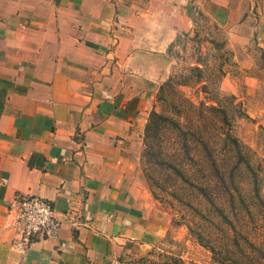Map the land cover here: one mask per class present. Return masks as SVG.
I'll use <instances>...</instances> for the list:
<instances>
[{"label": "crops", "instance_id": "crops-1", "mask_svg": "<svg viewBox=\"0 0 264 264\" xmlns=\"http://www.w3.org/2000/svg\"><path fill=\"white\" fill-rule=\"evenodd\" d=\"M200 16L264 49V0H0V264H117L164 236L138 174L155 58ZM18 193L62 221L23 250Z\"/></svg>", "mask_w": 264, "mask_h": 264}, {"label": "rangeland", "instance_id": "rangeland-1", "mask_svg": "<svg viewBox=\"0 0 264 264\" xmlns=\"http://www.w3.org/2000/svg\"><path fill=\"white\" fill-rule=\"evenodd\" d=\"M261 37L234 43L200 16L155 58L138 174L168 227L117 264H264Z\"/></svg>", "mask_w": 264, "mask_h": 264}, {"label": "built area", "instance_id": "built-area-1", "mask_svg": "<svg viewBox=\"0 0 264 264\" xmlns=\"http://www.w3.org/2000/svg\"><path fill=\"white\" fill-rule=\"evenodd\" d=\"M7 213L9 226L14 230L11 243L22 250L35 242L54 237L62 224L53 204L34 194H16Z\"/></svg>", "mask_w": 264, "mask_h": 264}, {"label": "trees", "instance_id": "trees-1", "mask_svg": "<svg viewBox=\"0 0 264 264\" xmlns=\"http://www.w3.org/2000/svg\"><path fill=\"white\" fill-rule=\"evenodd\" d=\"M153 117H159V115H158L156 112H154V111H152V112L150 113V115H149V119H148V123L146 124L145 132L147 131V129H148V127H149V122L151 121V119H152ZM210 181H212V180H210ZM208 193H210L211 196H214V191H208ZM204 195L207 196L208 194L206 193V194H204Z\"/></svg>", "mask_w": 264, "mask_h": 264}]
</instances>
